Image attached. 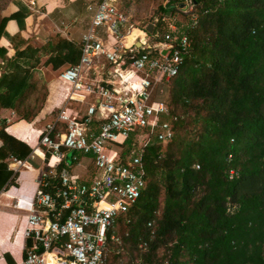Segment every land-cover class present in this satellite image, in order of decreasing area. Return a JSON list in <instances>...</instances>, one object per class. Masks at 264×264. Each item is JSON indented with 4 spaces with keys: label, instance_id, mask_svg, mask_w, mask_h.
<instances>
[{
    "label": "trees",
    "instance_id": "1",
    "mask_svg": "<svg viewBox=\"0 0 264 264\" xmlns=\"http://www.w3.org/2000/svg\"><path fill=\"white\" fill-rule=\"evenodd\" d=\"M159 1L142 26L175 23L189 41L177 74L153 93L169 107L174 136L146 148V186L115 217L103 264H264V0H194L189 13ZM176 11L184 21L172 20ZM29 15L2 14L0 38L9 20L24 29ZM16 44L11 57L0 47V110L32 121L48 96L41 65L57 70L81 53L60 36ZM0 138L1 190L15 178L7 158L26 159L32 148L4 127Z\"/></svg>",
    "mask_w": 264,
    "mask_h": 264
},
{
    "label": "built area",
    "instance_id": "2",
    "mask_svg": "<svg viewBox=\"0 0 264 264\" xmlns=\"http://www.w3.org/2000/svg\"><path fill=\"white\" fill-rule=\"evenodd\" d=\"M175 6L189 13L194 0H175ZM87 11L79 61L58 72L63 102L56 116L26 159L7 158L15 175L39 156L37 149L43 152L38 187L24 207L25 255L17 264H103L115 217L127 213L146 186V148L174 136L172 122L163 118L169 107L153 93L177 74L187 35L177 36L174 23L155 29L157 18L149 32V24L132 21L129 0H91ZM135 28L141 33L131 37Z\"/></svg>",
    "mask_w": 264,
    "mask_h": 264
},
{
    "label": "crops",
    "instance_id": "3",
    "mask_svg": "<svg viewBox=\"0 0 264 264\" xmlns=\"http://www.w3.org/2000/svg\"><path fill=\"white\" fill-rule=\"evenodd\" d=\"M34 1L33 10L30 2ZM91 0H16L11 2L3 15H10L12 12L24 7L30 15L25 20V28L20 29L15 20L6 23L4 34L0 38V47L7 50V56L15 54L16 43H31L43 45L48 40L57 36L74 42L79 47V42L87 29L91 14L87 11V4ZM85 7L86 12L82 13ZM84 14V15H82ZM175 24V23H174ZM25 41V43H24ZM70 63H65L59 71ZM0 65L4 66L2 58ZM3 67L0 68V74ZM42 70V68H40ZM58 71V72H59ZM42 73V71H41ZM62 85L57 79L48 84L49 95L44 107L32 120L21 119L15 110L2 108L0 110V128L4 127L5 132L33 147L40 134V131L51 121L58 112L63 102ZM85 105L83 103H74ZM56 116V115H55ZM54 116V117H55ZM4 141L0 138V147ZM39 156H42L39 154ZM36 156L34 159H40ZM26 167L15 173V178H10L6 185L0 190V264H17L23 256L24 237L23 232L26 225L27 201L33 198L38 187L37 179L40 174L41 165L31 164L32 159L28 158ZM87 160H83L86 165ZM29 166L34 168L30 169ZM78 172H84L82 166H75Z\"/></svg>",
    "mask_w": 264,
    "mask_h": 264
},
{
    "label": "rangeland",
    "instance_id": "4",
    "mask_svg": "<svg viewBox=\"0 0 264 264\" xmlns=\"http://www.w3.org/2000/svg\"><path fill=\"white\" fill-rule=\"evenodd\" d=\"M159 2H160L159 0H129V5L131 7L132 16L134 15L135 20H137V22H139V24H142V22L148 20L152 15H154L156 13V11H158L157 8H158ZM9 3H10V0H0V18L2 16V14H4L5 10L8 8ZM86 9L84 7L82 10L83 11L82 13L86 12ZM84 14H82V15H84ZM172 20L184 21L185 19L179 11H176ZM41 68H42L41 76L47 85L51 81H54L57 79L58 71L60 68L57 70H53L51 68V66L46 67V66H42V65H41ZM48 95H49V89H48ZM45 102H44V104H45ZM75 107H77L78 109H81V111H83L86 106L76 105ZM54 113H55L54 114V116H55L56 110L54 111ZM54 116L52 117L51 121H53ZM51 121H49V122H51ZM31 164L41 165L42 160L37 159V158L32 159Z\"/></svg>",
    "mask_w": 264,
    "mask_h": 264
},
{
    "label": "bare ground",
    "instance_id": "5",
    "mask_svg": "<svg viewBox=\"0 0 264 264\" xmlns=\"http://www.w3.org/2000/svg\"><path fill=\"white\" fill-rule=\"evenodd\" d=\"M139 33H141V31L135 28V29L133 30V32H132L131 37L134 36V35H136V34H139ZM37 153H38V154H41V155L43 156V152H42L40 149H37Z\"/></svg>",
    "mask_w": 264,
    "mask_h": 264
},
{
    "label": "water",
    "instance_id": "6",
    "mask_svg": "<svg viewBox=\"0 0 264 264\" xmlns=\"http://www.w3.org/2000/svg\"><path fill=\"white\" fill-rule=\"evenodd\" d=\"M152 28H153V25H152V24H149V25L147 26V30H148L149 32H152Z\"/></svg>",
    "mask_w": 264,
    "mask_h": 264
}]
</instances>
